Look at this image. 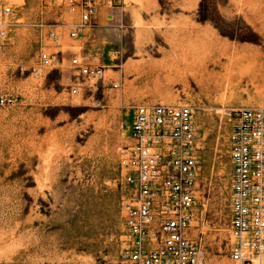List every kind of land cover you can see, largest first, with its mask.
<instances>
[{"label": "rangeland", "instance_id": "rangeland-1", "mask_svg": "<svg viewBox=\"0 0 264 264\" xmlns=\"http://www.w3.org/2000/svg\"><path fill=\"white\" fill-rule=\"evenodd\" d=\"M6 6L0 264H124L122 204L133 187L120 159L132 143L133 107L150 103L194 109L199 169L190 233L201 238L205 260L228 257L225 112L264 106V0H111L80 37L70 35L78 13L68 0H0V12ZM191 32L211 38L209 54L226 51L219 64L207 62L206 83L187 65L196 46L180 37ZM40 52L55 66L35 75ZM72 57L104 66L108 81L71 93Z\"/></svg>", "mask_w": 264, "mask_h": 264}, {"label": "built area", "instance_id": "built-area-1", "mask_svg": "<svg viewBox=\"0 0 264 264\" xmlns=\"http://www.w3.org/2000/svg\"><path fill=\"white\" fill-rule=\"evenodd\" d=\"M111 0H68L78 21L72 37L92 27L101 4ZM10 12H0V47L6 42ZM54 35L53 33H51ZM76 71L70 85L77 93L83 83L108 80L105 67L72 57ZM55 66V58L38 55L35 75ZM118 87L117 81H109ZM10 99L1 96L0 103ZM229 124L226 148L230 165L228 227L233 236L228 257L237 264H264V106H235L225 112ZM194 109L187 104L150 103L133 107L129 138L121 155L128 169L125 181L133 194L122 204L124 239L120 259L124 264H204L201 238L191 237L194 181L199 162L194 145Z\"/></svg>", "mask_w": 264, "mask_h": 264}, {"label": "bare ground", "instance_id": "bare-ground-1", "mask_svg": "<svg viewBox=\"0 0 264 264\" xmlns=\"http://www.w3.org/2000/svg\"><path fill=\"white\" fill-rule=\"evenodd\" d=\"M135 22H136V24L142 23V21L138 18L136 19ZM180 38H181V40L189 39L190 41H193V45L196 46L193 48V51L191 53L192 59L187 64V65L190 64V67H189V71H191L190 75L195 79V81L198 84H200L202 82L206 83L207 80L210 78V76L213 74L212 70H208L207 62H211L212 64H215V65L217 63L219 64L221 54H224L226 51L220 49L218 51L215 50L213 54H209L205 49V47H206L205 43L207 42V47H208V41L207 40L210 37L207 39L206 37H203V35L201 37L197 34H194V33L192 34V32H191V33L183 34ZM209 41H211V40H209ZM200 44H201V46H198ZM210 44H211V42H210ZM186 48L187 47H185L183 49H186Z\"/></svg>", "mask_w": 264, "mask_h": 264}, {"label": "crops", "instance_id": "crops-1", "mask_svg": "<svg viewBox=\"0 0 264 264\" xmlns=\"http://www.w3.org/2000/svg\"><path fill=\"white\" fill-rule=\"evenodd\" d=\"M204 264H215V263H211L208 260H204ZM217 264H237L235 263L233 260H231L229 257H226L221 263H217Z\"/></svg>", "mask_w": 264, "mask_h": 264}]
</instances>
